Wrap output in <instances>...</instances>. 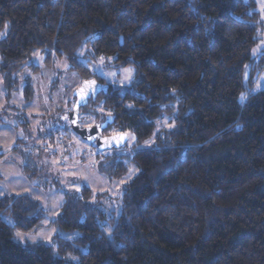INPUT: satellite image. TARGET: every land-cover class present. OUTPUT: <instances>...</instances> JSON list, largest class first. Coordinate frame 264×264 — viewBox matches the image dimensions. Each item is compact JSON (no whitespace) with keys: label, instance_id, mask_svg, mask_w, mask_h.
<instances>
[{"label":"trees","instance_id":"16d2710c","mask_svg":"<svg viewBox=\"0 0 264 264\" xmlns=\"http://www.w3.org/2000/svg\"><path fill=\"white\" fill-rule=\"evenodd\" d=\"M255 6L0 0V71L10 85L37 48L48 62L68 56L84 79L103 81L78 61L82 47L112 68L135 69L130 85L110 83L81 117L114 115L108 129L134 134L127 158L138 168L111 216L97 205L105 193L65 194L56 224L79 235L54 239L75 261L14 240V229L40 228L45 211L27 194L0 196V264H264V88L243 96L259 39ZM113 158L107 171L124 172V157Z\"/></svg>","mask_w":264,"mask_h":264},{"label":"rangeland","instance_id":"374dc122","mask_svg":"<svg viewBox=\"0 0 264 264\" xmlns=\"http://www.w3.org/2000/svg\"><path fill=\"white\" fill-rule=\"evenodd\" d=\"M252 1L259 13V39L251 49L252 60L244 70V81L251 83L244 97L250 91L264 88V63L261 62L264 61V0ZM86 50L82 47L78 51V61L106 84L125 87L134 80L133 67L112 68L103 57L91 59ZM83 80L68 56H53L48 62L46 52L40 48L13 75L11 85L0 71V196L27 194L38 200L45 211L40 228L14 229L13 238L20 243H46L53 247L55 254L72 261L78 259L75 252H61L55 240L57 235L66 241L79 235L62 232L56 224L65 194L79 192L84 186L93 193H105L96 202L111 216L121 209L117 197L124 185L138 172L135 163L127 158L131 145L136 142L133 133H128L127 147L102 152L71 129L69 112L74 104L73 93ZM27 87H31V96ZM83 113L82 124H94L106 116L101 114L96 118L91 113ZM113 155L124 157L121 163L126 170L118 175L107 171ZM110 227L109 222L104 224L105 231L109 232Z\"/></svg>","mask_w":264,"mask_h":264},{"label":"water","instance_id":"95a60500","mask_svg":"<svg viewBox=\"0 0 264 264\" xmlns=\"http://www.w3.org/2000/svg\"><path fill=\"white\" fill-rule=\"evenodd\" d=\"M109 84L102 83L95 77L84 79L73 93V106L69 112L71 129L83 140L95 143L102 151L118 150L126 146L128 133L121 131L111 135H104V131L114 123V115H106L105 120L98 121L92 125H82L81 109L95 102L98 95L107 93Z\"/></svg>","mask_w":264,"mask_h":264},{"label":"flooded vegetation","instance_id":"af4514ba","mask_svg":"<svg viewBox=\"0 0 264 264\" xmlns=\"http://www.w3.org/2000/svg\"><path fill=\"white\" fill-rule=\"evenodd\" d=\"M100 82H102V83H105V82H103V81H100ZM109 86H110V83H109ZM109 89H110V87H109ZM109 91V90H108ZM102 93V92H101ZM100 93V94H101ZM99 94V95H100ZM91 102V101H90ZM104 120H105V118H104ZM82 121H83V117L81 118V123H82ZM96 123V122H95ZM82 125H92V124H82ZM118 132H121V131H112L111 129H106L103 133H104V135H111V134H115V133H118ZM92 144H95V143H92ZM125 148V147H124ZM119 150V149H118Z\"/></svg>","mask_w":264,"mask_h":264}]
</instances>
